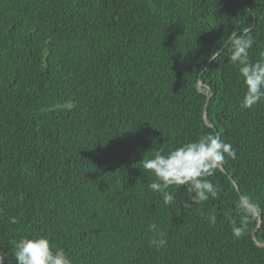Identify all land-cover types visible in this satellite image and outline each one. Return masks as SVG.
<instances>
[{
    "label": "trees",
    "instance_id": "16d2710c",
    "mask_svg": "<svg viewBox=\"0 0 264 264\" xmlns=\"http://www.w3.org/2000/svg\"><path fill=\"white\" fill-rule=\"evenodd\" d=\"M247 29L255 61L264 0H0L5 264L23 236L47 237L73 264H264V102L241 109L238 68L210 59ZM208 132L236 151L209 177L219 196L166 206L142 160ZM241 196L259 218L237 239Z\"/></svg>",
    "mask_w": 264,
    "mask_h": 264
},
{
    "label": "clouds",
    "instance_id": "9594fccd",
    "mask_svg": "<svg viewBox=\"0 0 264 264\" xmlns=\"http://www.w3.org/2000/svg\"><path fill=\"white\" fill-rule=\"evenodd\" d=\"M250 31V29L239 33L232 31L226 41V50H216L210 57L211 60H216L222 53L226 54L229 62L238 68L246 89L240 108L246 110H251L264 102V51L259 53V58L255 61L250 58V50L255 43ZM226 158L235 159V149L219 135L208 132L166 153L163 150L157 151L152 158L142 160V169L155 177L147 187L158 194L166 206L179 202L185 208H193L219 196V187L209 177L215 174ZM184 186L188 199L178 201L177 194ZM173 188L175 193L170 190ZM239 209L241 213L247 215H242L238 223L235 220L231 223L232 235L237 239L246 233L249 215L253 213L259 218L254 205H251L246 196H241ZM206 219L211 225L217 223L214 212H210ZM17 222L16 217H10L8 220L9 224ZM149 231L155 234L150 242L151 246L157 251L166 246V233L159 230L155 222L149 226ZM10 244L15 264H73L65 249L53 245L44 236H23L10 241ZM8 256V252L0 250V264H5Z\"/></svg>",
    "mask_w": 264,
    "mask_h": 264
}]
</instances>
